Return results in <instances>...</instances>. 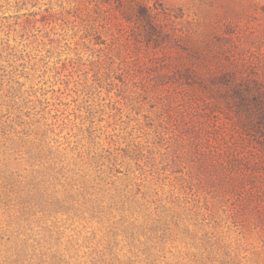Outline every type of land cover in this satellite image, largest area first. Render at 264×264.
Masks as SVG:
<instances>
[{"label": "rangeland", "instance_id": "obj_1", "mask_svg": "<svg viewBox=\"0 0 264 264\" xmlns=\"http://www.w3.org/2000/svg\"><path fill=\"white\" fill-rule=\"evenodd\" d=\"M0 264H264V0H0Z\"/></svg>", "mask_w": 264, "mask_h": 264}]
</instances>
